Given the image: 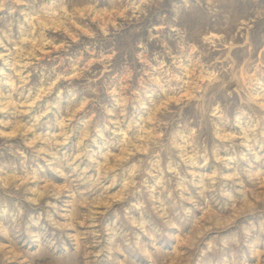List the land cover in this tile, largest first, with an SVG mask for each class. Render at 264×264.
Segmentation results:
<instances>
[{
  "label": "rangeland",
  "instance_id": "374dc122",
  "mask_svg": "<svg viewBox=\"0 0 264 264\" xmlns=\"http://www.w3.org/2000/svg\"><path fill=\"white\" fill-rule=\"evenodd\" d=\"M0 264H264V0H0Z\"/></svg>",
  "mask_w": 264,
  "mask_h": 264
},
{
  "label": "bare ground",
  "instance_id": "6f19581e",
  "mask_svg": "<svg viewBox=\"0 0 264 264\" xmlns=\"http://www.w3.org/2000/svg\"><path fill=\"white\" fill-rule=\"evenodd\" d=\"M176 58V57H175Z\"/></svg>",
  "mask_w": 264,
  "mask_h": 264
}]
</instances>
